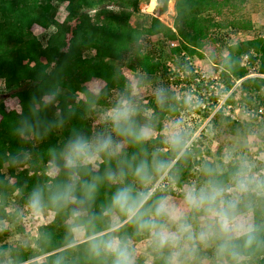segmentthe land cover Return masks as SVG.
<instances>
[{
    "label": "trees",
    "instance_id": "1",
    "mask_svg": "<svg viewBox=\"0 0 264 264\" xmlns=\"http://www.w3.org/2000/svg\"><path fill=\"white\" fill-rule=\"evenodd\" d=\"M128 1L130 2V0H0V79L6 84V91L0 92V96L1 100L6 94L17 97L22 108L20 114L17 111L0 109V218H7L13 214L8 210L12 203L16 202L17 192L21 194L19 197L22 208L26 209L29 206L30 194L34 190L40 189L46 201L51 203L48 195L64 181L62 172L52 177L46 175V169L42 170L41 163L46 165L49 159L43 153L40 161L38 160L39 151L35 148V141L45 142L49 139L48 147L54 151L51 161L57 158L58 162L62 147H58L57 144L67 133H80L90 138L84 131L85 124H82L81 115L84 110L91 108L92 105H102L105 108L117 105L101 100L99 94L95 95L88 88L89 83L97 80L100 85L105 84L108 92L114 89L126 91L128 81L123 67H129L149 77H158L159 74L163 81H167L165 63L169 54L181 56L187 51L190 56H194L200 54V50L217 54L224 48L230 51L228 58L220 61L226 70L239 80L248 75L247 69L241 66L239 60L243 53L240 47L229 46L228 40L224 41L220 36L213 39V46L207 42L208 30L214 17L209 19L205 13L212 11L218 16H223L224 11L230 10L232 14L236 12L238 14L245 3H251L253 0H176L177 33L164 27L154 17L147 31H130L123 24L117 11L106 8L110 3L126 8H137L136 0L127 3ZM152 1L156 8V0ZM158 1L161 6L168 0ZM66 3L70 13L67 23L74 18L79 20V24L76 28H71L67 23L59 25L57 36L50 38L44 45L33 34V27L50 29L55 26L56 16L61 6ZM83 10L87 12L80 14ZM136 10L139 11L138 8ZM145 16L151 18V15ZM215 26L223 27V24L217 23L213 27ZM161 30L166 33V37L160 40V44H142L143 34L149 32L157 36ZM69 32H72V38L68 51H64L67 47L64 37L66 38ZM177 39L183 41L179 46L170 47L169 43ZM247 47L258 56L259 72L264 74V37L253 39ZM89 51H94L93 55L85 56V52ZM200 56L202 57V54ZM42 58L46 59L47 63L44 64ZM183 63L188 66L189 62L183 58L180 65ZM251 83L256 91H260L264 86V79H249L244 81L243 85L248 88L247 85ZM50 94L54 95V99L46 101L45 97ZM80 94L84 95L85 100L79 99ZM177 106L175 93L168 90H165L163 103L158 102L157 96L152 100L156 129L161 130L165 125L162 122L167 112L165 110L176 111ZM215 118L214 122L218 118H223L222 113L217 114ZM136 119L140 123L146 122L141 114H137ZM25 120L31 127L25 131L26 135L23 137L24 134L22 135L19 130L21 126L24 127ZM225 120L230 119L227 117ZM33 133L36 137L34 141L31 139ZM165 144L161 137L146 141L142 145L128 144L130 149L124 151V154L149 161L154 158L171 161L173 167L170 174L179 185H182L183 181L197 173L196 164H201V161H196L199 155L195 154L199 153L203 142H197L193 150L185 149L187 143L184 140L183 146L171 145L166 148ZM164 149L166 151H163ZM114 166V160L103 158L97 171L103 173L105 168ZM233 166L220 175L226 181L230 182L233 172L239 167ZM160 179L158 176L157 183ZM176 181L174 182L177 183ZM45 185H48L47 193ZM114 190L112 185L106 183L101 185L95 205L97 210L100 205L107 202ZM158 190L167 192L166 189ZM168 193L175 194L174 191ZM51 206L55 218L49 225L39 229L38 238L34 244L30 243L33 244V249L28 246V242L23 241L22 234H19L23 229L19 225L16 227L20 232L14 233L15 236L9 240L7 239L9 231L0 230V263L9 261V264H18L44 256L29 264H89L82 247L78 249L66 247L69 209H58L52 203ZM22 244L27 245L29 248L27 249L30 250L28 253L23 251ZM250 256V260L255 264H264V243L252 251ZM10 259L13 261L10 262Z\"/></svg>",
    "mask_w": 264,
    "mask_h": 264
},
{
    "label": "clouds",
    "instance_id": "2",
    "mask_svg": "<svg viewBox=\"0 0 264 264\" xmlns=\"http://www.w3.org/2000/svg\"><path fill=\"white\" fill-rule=\"evenodd\" d=\"M133 89L135 94V85ZM156 96L163 103L165 90L157 89ZM137 112L132 100L121 98L111 110L110 130L91 138L74 133L58 162L54 158L53 171L62 172L64 181L48 200L70 211L66 247H82L89 264H247L250 253L264 243V221L252 217L257 202H264V178L250 174L247 162L230 182L205 166L202 183L186 185L180 199L159 191L158 176L175 181L172 162L128 157L123 151L125 143L142 145L153 135V124L140 123ZM30 127L25 120L21 134ZM169 140L183 146V137L174 130ZM103 158L114 160L115 166L99 173ZM105 183L115 190L97 210ZM43 201L44 193L36 189L29 206L37 211Z\"/></svg>",
    "mask_w": 264,
    "mask_h": 264
},
{
    "label": "rangeland",
    "instance_id": "3",
    "mask_svg": "<svg viewBox=\"0 0 264 264\" xmlns=\"http://www.w3.org/2000/svg\"><path fill=\"white\" fill-rule=\"evenodd\" d=\"M134 0H130L132 2ZM137 1V11L135 8H126L122 6H117L116 4H107V9L112 11H117L120 17L123 20V24L125 27L129 28L130 31L138 30V31H147L150 28L152 17L157 18L164 27L171 29L174 33H177V29L175 26V19L177 17L176 12V0H168L159 6V1L157 0V6L155 8L154 2L152 0H136ZM129 1L127 3H130ZM245 6L241 10L240 13L232 14L230 10L224 11L223 16H218L215 12L205 13L206 17L209 19L214 17L213 22L209 27V41L207 42L210 45L213 44L214 38H219V36L225 41L228 40L229 46L240 47L243 50L242 55L239 57L240 62L243 57L248 54L249 55V64H248V75L243 79L234 78L228 70L220 63V61L225 60L230 55V51L228 48H224L222 51H218L217 54L213 52L207 53L205 51L200 50V54L190 56L187 51L186 56L190 58L189 62H192V66H197L199 73L205 74L207 76L206 82H201L200 84L196 82L195 76L190 74L187 78V88L188 92L190 91L191 84L194 83V87L197 91H202L206 94V99L204 101L209 102L210 106L212 104L222 105L224 109H221L217 114L222 113L223 118L230 119L229 121L215 117L211 118V122L207 124L208 134L205 135V130L201 134V128L205 123L204 120H188L192 114L191 112H195L189 110L188 112L184 108V101H178L176 98V102L178 103V108L174 110H165L167 111L164 114V118L162 122L166 125H163L161 130L156 129L154 126L156 123L155 112L152 107V100L156 98L157 89H165L170 91L171 93H175L176 91L172 87V80L174 83L178 78V69L183 66L185 63L180 65L182 59L184 58L187 61L186 56L180 55H170L166 59L165 66L167 68V81H163L158 74V77H149L143 74H140L129 67H123V72L128 81V87L126 91H120L117 89L111 90L108 92L105 88V84H99V81H93L89 83L88 88L94 92L95 95L99 94L101 100L104 102L110 101L112 103H118L121 98H127L133 101V103L137 107V114H141L144 121H150L154 126L153 135L147 141H151L157 137H161L163 142L166 143V148L171 146L172 143L169 140V132L170 130H174L180 136L183 137V140L186 143L191 140V136L194 133H199V137L196 140L197 142H203L202 146L199 148V153L195 154L202 157L201 164H196V167H200L197 173L192 174L189 179H186L182 182V185L176 183V189L173 187L170 188L169 191H174L173 195L176 199H180L182 190L186 185H199L205 179L203 169L205 166L213 167L217 170L218 174L221 175L233 165L240 166L242 162H247L251 169L252 175L257 178H264V119L260 122H257L256 119L252 117H248L243 113L244 108L251 109H259L260 107H264V86L260 91H256L254 89V85L251 83L247 85L248 88L244 87L243 82L249 79H264V74L259 72L260 60L258 56L253 50L248 49V43L253 39L264 37V0H253L251 3H245ZM155 9V10H154ZM154 11V12H153ZM87 11H82L81 13H85ZM145 15H151V18H147ZM70 13L68 10V4H64L61 6L57 16L56 22L57 24L50 29H43L39 26L33 27V34L36 38L41 41L44 45H46L50 38L57 36V32L59 31V25H65L69 19ZM239 18V20H238ZM237 19V20H236ZM221 23L223 27L214 26V24ZM234 23V25H233ZM71 28H76L79 24V20L72 19L67 23ZM213 25V26H212ZM166 37V33L161 30L158 35L143 34L141 36L142 44H160V40ZM72 38V32H69L64 37V40L67 42V47L64 48V51H68L69 49V41ZM182 39H177L171 41L169 43L170 47L179 46ZM94 51L85 52V56L93 55ZM167 53H169V49H167ZM43 63H47V60L42 58ZM175 62L179 63L176 64ZM242 63V62H241ZM190 65V64H187ZM185 66V65H184ZM242 66V65H241ZM187 67V66H185ZM52 68V66H51ZM251 69V70H249ZM252 75V76H250ZM170 77L172 80H170ZM220 78V81L226 86V91L231 92L229 97L222 98L224 95V90H215L214 88L219 87L215 85L218 81L216 80ZM169 82V83H168ZM171 82V83H170ZM177 83V82H176ZM204 83H207L204 85ZM133 85H135V94ZM213 86V87H212ZM187 90V89H186ZM6 91V84L4 80L0 79V92ZM216 91L218 92L217 96H215ZM211 94V95H210ZM48 97V96H46ZM45 97V98H46ZM176 97V95H175ZM85 100L84 95L80 94L79 99ZM46 100V99H45ZM220 100L219 103L218 101ZM48 101V100H46ZM5 108L7 111H17L19 114L22 113V108L17 97H13L11 95L6 94V96H0V109ZM114 107H103L102 105L95 106L92 105L91 108H88L83 111L81 115L82 124L85 126L84 131L91 137L96 135L98 132L109 130L111 128V119L110 113ZM226 113V114H224ZM196 114H201V117L205 118L208 116L206 113H202L197 111ZM181 116L186 117V120L183 121ZM1 119V117H0ZM186 125L185 129H182V124ZM190 124V126H188ZM82 125V126H83ZM81 128V127H80ZM22 126L20 127L21 131ZM185 130L189 132V134L185 133ZM213 130V132H212ZM73 132V131H72ZM85 132V133H86ZM191 132V134H190ZM21 133V132H20ZM211 133L213 134V138H210ZM26 132L24 133L25 137ZM73 134L71 132L67 133L66 136L61 138L57 144L58 147L64 148V145L68 141V139ZM33 141L36 139L34 133L31 134ZM194 142L193 147L190 150H193L196 147V143ZM49 139L45 142H36L35 148L39 151L38 160L42 158V154H46L49 162L45 165L41 163L42 170L46 169V175L55 177L59 172L53 171V161L54 151L49 149L48 143ZM130 149V145L127 143L124 144L123 151H127ZM163 151H166L165 149ZM40 156V157H39ZM198 156V157H199ZM225 157H230L229 159H225ZM36 158V159H37ZM196 161H199L196 158ZM26 169V168H25ZM161 180V179H160ZM170 181L169 179H165L164 182ZM172 181L167 185L171 186ZM38 186V185H37ZM47 186L45 185L46 193ZM51 187V185L49 186ZM168 192V191H167ZM18 197L16 195V202L12 203L11 208H9L8 212L13 213L10 217L0 218V229L8 230L9 237L8 240L15 236L14 233H19V228L16 225H19L23 232L22 239L24 242H28V246L33 249L32 245L34 244L35 239L38 238L39 229L46 225H49L55 218V213L52 210L51 203L46 201L44 197L42 207L33 211L32 208L28 206V208L23 209L19 197L21 194L17 192ZM15 200V199H14ZM1 217V216H0ZM252 217L256 222L264 221V202H257L256 210L252 213ZM17 233V234H18ZM30 243H33L32 245ZM138 246L143 247L140 242H138ZM26 244H22V249L24 252L28 253L30 250L27 249ZM30 255V254H27ZM44 256H40L34 259H29L28 261H22L18 264H29L30 262L40 260ZM9 260V257L7 258ZM13 260L10 259V262ZM3 264V263H0ZM4 264H9V261ZM247 264H255L252 260H249Z\"/></svg>",
    "mask_w": 264,
    "mask_h": 264
},
{
    "label": "built area",
    "instance_id": "4",
    "mask_svg": "<svg viewBox=\"0 0 264 264\" xmlns=\"http://www.w3.org/2000/svg\"><path fill=\"white\" fill-rule=\"evenodd\" d=\"M186 56V53L184 52L182 54V56ZM185 58H187V61L190 60V58L188 56H186ZM189 62V61H188ZM241 65L242 67H247V69L249 68L248 67V64H249V55L246 54L242 61H241ZM188 64L187 67H183L181 66L179 69H178V78H177V83L172 80V87L173 89L176 91V98L178 101H184L185 103V106L184 108L186 109V111L188 112L189 110H192V111H195V112H191V116L188 117V120H200V121H203L204 120V124L201 128V131L200 133L202 134L203 133V130H205V135L208 134V129L206 128L207 127V124L210 123L211 121V118L214 117V115H216L221 109H224V106L223 104L220 102V100L218 101L219 103H221L222 105H216V104H212L210 106V103L209 102H206L204 101L206 99V95H209V94H206L204 92V89H202V91H197L196 88L194 87V83L191 84V87H190V91L188 92V89L187 88V78L190 74H193L195 76H198L195 78L196 82L197 83H201V82H206V78L207 76L205 74H202V73H199V70L197 68V66H192V62L190 61ZM251 70V69H249ZM252 76V75H250ZM218 80L215 85H218L219 87H216L214 88L215 90H224L225 93L223 96H221L222 98H225V97H229L231 92L233 91H226L227 88L226 86L220 81V78L217 77ZM207 83H204V85H206ZM207 86V85H206ZM213 87V86H212ZM187 89V90H186ZM218 92L216 91L215 93V96H217ZM211 95V94H210ZM197 111H200L202 113H206L208 114L207 117L203 118L201 117V114H196ZM243 113L246 114L248 117H252L254 119L257 120V122H260L262 119H264V107H260L259 109H251V108H244L243 110ZM226 114V113H224ZM181 119L186 120V117L184 116H181ZM188 126H190V124H188ZM186 125L185 123L182 124V129H185ZM185 133L189 134V132L187 130H185ZM191 134V132H190ZM199 137V133H194L192 136H191V140H189L186 144V148L185 149H190L191 147H193L194 145V142L198 139ZM210 138L212 139L213 138V134L211 133L210 135ZM197 142V141H196ZM203 157V155H202ZM202 157H198V160L201 161L202 160ZM197 169L199 170L200 167H197ZM166 178H163L161 179L158 183H157V187L158 189H166L167 191L170 190L171 187H173L174 189H176V183L175 182H172L171 183V186H168L167 185L170 183V181H165Z\"/></svg>",
    "mask_w": 264,
    "mask_h": 264
},
{
    "label": "bare ground",
    "instance_id": "5",
    "mask_svg": "<svg viewBox=\"0 0 264 264\" xmlns=\"http://www.w3.org/2000/svg\"><path fill=\"white\" fill-rule=\"evenodd\" d=\"M157 1V0H156ZM154 12V11H153Z\"/></svg>",
    "mask_w": 264,
    "mask_h": 264
}]
</instances>
